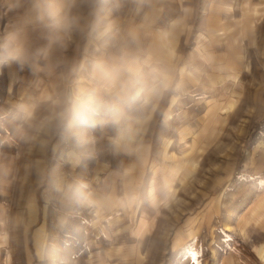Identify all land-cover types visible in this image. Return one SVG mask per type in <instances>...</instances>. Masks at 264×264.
<instances>
[{
	"label": "rangeland",
	"instance_id": "obj_1",
	"mask_svg": "<svg viewBox=\"0 0 264 264\" xmlns=\"http://www.w3.org/2000/svg\"><path fill=\"white\" fill-rule=\"evenodd\" d=\"M0 264H264V0H0Z\"/></svg>",
	"mask_w": 264,
	"mask_h": 264
},
{
	"label": "clouds",
	"instance_id": "obj_2",
	"mask_svg": "<svg viewBox=\"0 0 264 264\" xmlns=\"http://www.w3.org/2000/svg\"><path fill=\"white\" fill-rule=\"evenodd\" d=\"M98 114V105L94 98L76 97L69 99V107L62 115V119L67 120L71 127L76 123L90 124L94 123L93 117Z\"/></svg>",
	"mask_w": 264,
	"mask_h": 264
}]
</instances>
